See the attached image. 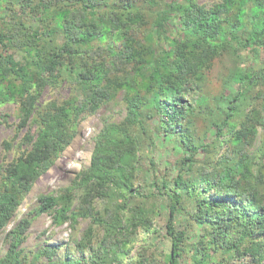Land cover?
Instances as JSON below:
<instances>
[{
    "label": "trees",
    "instance_id": "16d2710c",
    "mask_svg": "<svg viewBox=\"0 0 264 264\" xmlns=\"http://www.w3.org/2000/svg\"><path fill=\"white\" fill-rule=\"evenodd\" d=\"M62 86L68 97L43 100ZM7 103L25 133L0 163V237L84 117L110 106L124 114L105 121L73 185L35 209L57 224L90 221L72 238L81 256L61 245L28 254L24 218L0 264H264V137L254 149L264 134V0H0ZM154 132L182 151L171 179L147 157ZM146 158L155 192L144 195ZM156 199L168 208L165 237ZM141 231L153 238L131 256Z\"/></svg>",
    "mask_w": 264,
    "mask_h": 264
},
{
    "label": "rangeland",
    "instance_id": "374dc122",
    "mask_svg": "<svg viewBox=\"0 0 264 264\" xmlns=\"http://www.w3.org/2000/svg\"><path fill=\"white\" fill-rule=\"evenodd\" d=\"M200 3L211 4L215 0H199ZM245 54L242 55L244 59ZM246 61V58H245ZM70 94L68 86H62L57 90L47 88L43 94V100L49 101L51 99H64ZM17 107L13 103H7L0 107V163L9 162L15 156L16 149L13 150L14 145L17 144L25 131H21L20 134L17 131L18 120L16 117ZM120 107L110 106L99 110L96 114L89 115L83 118L79 134L70 144V146L64 151L56 164L42 176L33 186L30 193L24 199L22 206L16 217L15 223H13L6 232L0 237V257H2L8 249L7 237L8 232L11 231L17 223L22 219L27 218L31 222V226L27 232V236L22 249L28 254L37 252L39 249L46 246L61 245V254L65 252L67 248H72L75 258H79L81 253L75 249L72 244V238L81 239L85 230L89 227L90 221L79 219L78 223L73 226L71 221L64 222L63 224H57L52 212H45L36 214L35 209L39 207V198L41 196L54 194L58 196L62 189L68 188L73 185L77 176L84 170H86L91 163L92 154L95 147V140L100 130L105 125V121L113 119L121 120L123 117ZM261 131V130H260ZM259 136L256 143L255 150L262 145V139L264 134ZM18 135L16 143L13 141ZM154 139L156 142V148L151 144H147L146 149L148 151V158H151L159 171L160 176L168 174V179L172 178V175L177 170L175 167L177 158L181 155L182 151L178 150L176 142L173 136L164 139V137L154 132ZM12 143V147L7 146L5 143ZM146 163V165H145ZM166 167H172L173 170L168 171ZM142 177L147 188L144 191V195L155 192L152 189V182L155 177L149 160L146 158L142 161ZM158 202L160 199H156ZM75 205H79V201H75ZM104 204L100 203L99 209H103ZM158 217L155 222V229L163 236H166V221L168 219V208L165 202H159ZM179 227V226H178ZM139 238L141 239L135 246V250L131 256L136 255L143 247L144 242L142 239H148L152 234H145L140 232ZM138 235L136 237H138ZM153 237L149 238V242ZM195 241L196 238H193ZM157 246H159L165 252L170 251V242L157 239ZM46 261V259H44ZM182 264H191L189 260H183Z\"/></svg>",
    "mask_w": 264,
    "mask_h": 264
}]
</instances>
